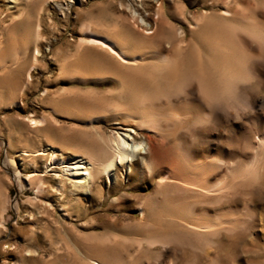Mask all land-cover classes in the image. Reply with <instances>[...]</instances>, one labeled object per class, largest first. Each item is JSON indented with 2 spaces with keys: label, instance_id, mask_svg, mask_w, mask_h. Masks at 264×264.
Wrapping results in <instances>:
<instances>
[{
  "label": "rangeland",
  "instance_id": "374dc122",
  "mask_svg": "<svg viewBox=\"0 0 264 264\" xmlns=\"http://www.w3.org/2000/svg\"><path fill=\"white\" fill-rule=\"evenodd\" d=\"M223 1L0 0V208L4 209L0 227V264H18L20 258L21 264H41L40 260L49 256L55 258L50 264H83L84 252H91L101 259L102 264H264L262 166V174L255 181L244 178L242 186L235 182L236 185L232 186L235 190L231 187L230 192L228 189L229 203H219V206L215 200L207 202L217 204L212 206L215 209L207 210L209 215L224 212L228 213L229 219L243 223L238 222L233 232L222 231L215 237L208 235L204 238L197 232L185 230L181 218L185 209L192 215L195 209V214H202L198 209L200 203L195 205L200 200L194 197L199 191L197 187L192 188L193 185L186 182V186L180 184L184 182L185 172L197 174V177L200 174L199 178L203 176L210 184L227 176L224 167L238 168L243 162L253 158L263 160L264 157L261 152L264 146L260 148L261 145L256 144L257 137L264 138V97L262 101L257 99L248 116L223 122V127L216 125L217 130L207 137L210 142L207 147L199 148L198 145V131L205 124L199 123L195 116L206 108L199 93H190L196 88V82L194 75L189 76L188 63L199 57L200 68L208 76L206 61L210 52L200 43L198 28L189 27L205 15L204 19L208 21V13L216 18ZM251 1L243 0V3L251 8L255 6ZM234 3L237 5V2L230 1L228 7L237 12L239 8ZM257 4L252 9L254 15L262 19L260 14L264 13V7L260 2ZM81 23L124 39L128 51L133 46H150L147 44L151 43L166 55L176 54L180 75H176V79L178 77L177 81L182 84L176 80L167 84L159 74L154 75L148 63L141 72L117 68L109 54L92 46H82L76 52ZM148 23L153 27L152 34H144L140 29ZM34 29H38V36L32 43L29 34ZM177 43L180 46L175 50ZM34 45L39 53L33 60ZM77 60L81 65L89 63L94 70L100 68V72H117L119 69L124 74L130 73L132 76H127V80L137 79L138 84L134 81L138 85L134 83L136 89H145L144 92L150 94L155 90L158 92L159 96L152 104L156 110L164 111V114L178 112V116L184 111V116L176 119V114L175 120L168 116L159 118V130L147 129L122 113L93 123H82L68 116L67 111L75 105L77 107L80 93L87 90L97 95L93 101L104 105L111 115L116 113L115 110L105 104L111 99V102L120 104L119 99L109 93L116 83L85 81L83 68L74 64ZM27 74L29 79L26 82ZM175 84L180 86L179 89ZM43 90L46 91L44 95ZM11 97L17 103L13 104ZM67 98H72L70 102L74 103L67 104L70 108L65 105ZM54 107L57 112L53 111ZM27 117H44L45 124L30 128ZM98 131L103 137L111 138L128 131L130 143L142 142L148 136L150 154L145 157L153 164L152 171H144L140 156L129 162L130 169L126 163L117 161L115 179L100 174L95 177L90 194L73 197L68 191V171L59 163H50L48 145H58L69 157L74 145H85L96 152L101 145L96 137ZM192 134L197 137L194 139ZM212 156L218 158L220 165L209 163L210 169L206 163ZM197 162L206 166H193ZM167 170L168 174L164 173ZM204 173L208 176L205 177ZM165 177L167 181L163 182L166 184L159 186V181ZM59 183L64 185L63 200L58 194ZM74 198L78 204H74ZM65 200L67 216L61 210ZM141 204L145 207L143 216L139 212ZM239 213L244 217L239 218ZM158 238H165L166 243L148 244V240ZM27 252L35 254L33 259L25 255Z\"/></svg>",
  "mask_w": 264,
  "mask_h": 264
},
{
  "label": "bare ground",
  "instance_id": "6f19581e",
  "mask_svg": "<svg viewBox=\"0 0 264 264\" xmlns=\"http://www.w3.org/2000/svg\"><path fill=\"white\" fill-rule=\"evenodd\" d=\"M9 1H12V0H9ZM25 1L29 2L31 0H25ZM230 1L237 2V5L234 3L236 7L239 8L237 12H233L229 9L228 3ZM252 1L254 2L253 3L255 5L254 7L258 5L257 4L258 2H260V4H262L264 7V0H252ZM242 3H243V0H224L221 3V11L217 15L219 18L216 16V18L213 19L214 16L212 17V15H209L208 13L209 17L206 18L208 19V21H205L204 18L207 17L205 15V17L200 18L198 21H195L193 26L191 25L190 27L188 26L190 29H192V27L198 28V33H200V36H199L200 38L198 37L197 38L200 39L199 41L204 47V49H206L208 53L210 52L209 53L210 57L206 61L208 64V69H209L208 76L206 75L205 71L203 72V70L200 68L201 59L199 57L197 58V60L194 59L195 61H191L188 63L189 76L190 74L194 75V80L196 82V88L192 89L190 93L192 94L199 93L201 97L200 99L205 102L203 103L205 105L204 108H206V110L204 111H202L201 109L202 112H197L195 116L197 117V120L199 123L202 122L205 124L202 128H199V131H198V133H200L199 134L200 139L198 143L199 148H203L205 146L207 147V145L210 144L209 139L207 137L211 135L212 132L217 130V128L215 127L216 125L217 126L220 125V127H223L222 126L223 122L229 123L231 121H237L240 118L242 119L244 115H247L254 110L257 99L262 101V98L264 97V13L260 14L262 15V19H259L254 15V9H252L253 6H251L250 8L249 7L250 5L249 6L244 5V3L246 2H244L243 4ZM140 29L143 30L144 34L153 33V27L149 23L146 26H144V29L143 28H140ZM37 30L38 29H34L32 32H30V34L28 33L29 37L32 40V43L36 40L38 36ZM79 32L81 33V37L77 40V43L75 42L76 52H78V50L82 46H85V45L92 46L94 48L101 49L102 51L109 54V56L112 57L117 63L118 65L117 68L125 67V68H129L128 70L132 72H134L133 70H135L136 72H141L143 71L142 68L145 67L144 65L148 63V66L149 64L151 65L150 67L152 69L151 71L155 72L154 75H156V73L159 74L165 80L167 84L168 83L172 84L173 83L172 81L174 80H176V83L182 84V82L177 81L178 77L176 79V75H179L178 58L176 54L166 55L159 48L151 46L152 45L151 43L147 44L150 46H143V45L136 46V47L133 46L132 50L128 51L125 45L126 41H124V39H121L118 36L110 32H103L101 30L99 31V30L92 29V27H90L87 23H81ZM179 46L180 44L178 43L174 45L175 50H178ZM38 53H39L38 48L36 47V45H34L33 54H32L33 60L36 58V55H38ZM14 58L16 59L15 56ZM88 59L92 61L90 58ZM80 60H77L74 64L76 65V67L83 68L84 70L83 72H85V78H84L85 81L86 80H90L94 82L111 81V82L116 83V87H114L113 90H110L109 93L113 97L119 99L117 101H120V104L119 102H117L116 104L111 102L112 99L111 101L105 104L107 105L108 108L112 107L111 110H115L116 113L111 115L107 110L104 109V105L102 106L98 102L93 101V99L98 98L96 97L97 95L95 96L91 94V90L90 91L87 90V91L80 93V96H81V99L79 98L80 100L77 98V101H78L77 107L75 105V107L72 108L70 106L71 107L70 108L67 105L68 103L70 104L73 103V102H70V101H73L72 96H71L72 97L71 100H68V98L65 100V101L68 100L65 105L68 108H70L67 111L69 112L67 113L68 116L74 117L76 120L82 123H93V122L105 120L109 117L116 116L117 113H122L125 117L131 118L133 121L139 123L142 126L147 127V129H150V130L151 129L159 130V118L161 119L164 116L165 117L168 116V118L175 120V115L178 112L176 113V112L170 111L168 114H164V111L156 110V108H154L152 104L154 100H157V96H159L157 95L158 92H156L155 90V92L151 93L152 94L151 95L148 91L144 92L145 89L143 91H140L138 88L136 89V87L138 86L137 84L139 82L137 81V79L134 80V77H132L130 81L127 80V76H132L130 75V73L124 74V72L119 69L118 70L116 69L117 72L109 71L110 73H108L106 69L105 70L107 72H100V68H98L99 71L96 69L94 70L90 65H88L89 63L87 62H85V65L84 64L81 65ZM6 64H9V63H6ZM90 64L93 65L91 62ZM241 68L244 72L245 82L242 84L235 85V88H233V85L231 83L232 75ZM28 79H29V75L27 74L26 82ZM134 81L135 82L137 81L136 82L137 84ZM134 83L137 86L136 85L134 86ZM178 84H175V86L177 85L179 89L180 86ZM23 87L24 86L20 88L21 91ZM45 93L46 91L43 90L42 95H44ZM160 93L162 94V92ZM74 96H77V95L75 94ZM12 99H11V102L13 104L17 103V101L14 98ZM82 100L84 103L83 102L79 103ZM99 102L101 103V100ZM53 111L57 112L55 107ZM180 114L179 116L177 114L176 119L181 116ZM182 116H184V111H183ZM45 120L46 119H44V117H27V122L30 128H36V127L44 125ZM43 135H45V133ZM96 137L101 142V145L97 143L99 145L98 146L99 151L93 152L90 149H88L89 147L86 148L85 145L84 147L83 146L80 147L81 145H79V147L74 145V147L71 148V151H70V153L72 154L71 157L64 155V153H62L61 148L58 145L54 146V145H51V143L48 145L50 163H59L63 165L68 171L67 174L70 177L69 178L70 179V189L68 191L70 192L71 195H73V197L74 195L76 196L77 194H83V195L90 194L93 183H94V179L95 177L97 178L100 174H108L109 177H111L112 179L113 178L115 179V173H116L115 165L117 161L126 163L128 169H130L129 162L136 159L138 156H140L142 158V164L145 167L144 171H146L147 173H150L152 171L153 164L148 162V159H146L145 157L146 154L147 155L150 154V148H149L150 145L148 141L149 140L148 136L147 138L144 139V141L142 142L139 141L137 143H130L128 141V139L130 138V133H128V131L120 133V136H117V138H111L110 136L103 137L100 133L97 134ZM144 137L146 136L144 135ZM191 137L195 139L197 136L195 134H192ZM262 139L257 137L258 143L256 144H260L261 145L260 148L264 146V138ZM212 142L214 143V141ZM260 145H258V147ZM260 148L258 149L261 150ZM255 150H257V146ZM261 152H264V148ZM212 157H211V160L210 159L207 160L208 158L206 159L207 161H209L208 164L206 163V165L209 166L210 165L209 163H211L216 166H219L220 163L218 162V158H215V157L212 158ZM262 159L263 160L259 158L258 160L256 158L255 159L253 158L250 161L247 160L248 162L246 163L243 162L244 164L242 166H238V168L226 166L224 163L221 162L223 164L222 166L224 165L226 166L224 168H226L227 176L226 177L222 176L224 178L220 177L217 180L215 179L214 183H210V184L205 182L206 180L202 178L203 174L201 175L202 177L199 178L200 174L197 177L196 176L197 174L193 175L192 173V175L190 174L191 175L190 176L186 174V172L185 173L182 172L181 174L184 173L183 175L184 178H182V176L180 178H182V182L183 181L184 182L180 184L184 185V183L186 182L188 185H193L192 188H194V186L197 187V189L199 190L195 192L197 195L195 196L194 192L193 194L195 198L198 197L200 198V200L196 198L198 202L195 203V205L200 203L199 204L200 206L198 209L202 210L201 215H199V213L197 214L194 213L196 209L194 210V212L192 210L193 215L187 209L184 210L183 217H181L183 221L184 229L187 231L197 232L198 235H201L204 238H206L208 235L215 237L222 231H225V232L229 231V233L233 232L234 228H236L235 225H237L238 222L240 221L238 220L234 221L233 218L229 219L230 217H228L227 215L228 213L225 214L223 211L222 212L224 214L214 213V214L209 215L207 213V210H209L210 208H214L212 206H217V204L219 203L224 204V205L226 203H229L231 199H229L228 197L229 194L227 192L229 190L230 192L232 190H235V188L232 187L236 185L235 182L238 183L237 184L238 186L239 184L242 186V182H243L242 179L244 178H248L249 180L255 181L256 178L262 174L263 169L261 170V166L264 168V157ZM187 163L186 165H188ZM204 165L205 164L203 162L201 163L197 162V164L195 163L193 164V166H196V167L200 166L201 168H203ZM191 168H194V170H196L195 167H191ZM190 170L192 171V169ZM168 171L169 170L164 171V173L168 174ZM206 172L208 173L209 170ZM204 175L205 177L206 175L208 176V174L206 173H204ZM170 177L174 178L176 176L170 175ZM173 178H171V180H173ZM163 181H167V177L159 181V186H163V184H166ZM179 181H181V179ZM239 181L240 182L242 181V182L239 183ZM241 186L238 189H241ZM58 187H59L58 194H60V199L63 200L64 199V195H63L64 185L59 183ZM231 187H232V190H231ZM261 187H263V185H261ZM71 199L69 198V200ZM66 200L65 202L61 201L62 202L61 210L63 211L64 216H67L66 207H68V204ZM211 200H215L217 204L213 205L214 204L213 203L211 205L210 203H207V202H210ZM78 203L79 202H77V199H75L74 204H78ZM221 204H219V206ZM3 210H4L3 208H0V227H1V218L3 214ZM249 210L251 211V209ZM242 211L240 212L242 213ZM139 212L141 216L145 214V207L142 204L139 205ZM244 213L245 212L243 211V214ZM233 214L231 213V215ZM240 215H239V218L244 217ZM249 216L251 217V213ZM245 219H247L246 215H245ZM238 227H240V225H238ZM240 228L242 229V227ZM156 241L162 245L166 243L165 238H162V239L158 238V240H153V239L148 240V244L151 245L152 243H155ZM31 253L27 252L25 255L28 256L30 259H33V255L35 254H31ZM54 259L55 258L51 256H49L47 259H43V261L40 260L39 258V260L42 262L41 264H48V263L50 264ZM81 259H83L82 261L85 260L83 264H102L101 259L91 254V252H86V253L84 252V258H81ZM21 262H22V259L20 258L17 260L16 263L21 264Z\"/></svg>",
  "mask_w": 264,
  "mask_h": 264
},
{
  "label": "clouds",
  "instance_id": "9594fccd",
  "mask_svg": "<svg viewBox=\"0 0 264 264\" xmlns=\"http://www.w3.org/2000/svg\"><path fill=\"white\" fill-rule=\"evenodd\" d=\"M244 82H245V80H244V72H243V70L241 68V69L237 70V72H235L232 75L231 83L233 85V88H235V85L242 84Z\"/></svg>",
  "mask_w": 264,
  "mask_h": 264
}]
</instances>
